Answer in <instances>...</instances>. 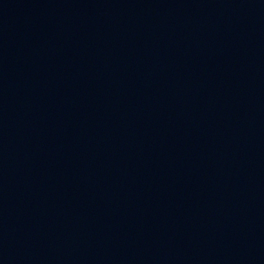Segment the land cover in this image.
I'll list each match as a JSON object with an SVG mask.
<instances>
[{
    "label": "water",
    "instance_id": "obj_1",
    "mask_svg": "<svg viewBox=\"0 0 264 264\" xmlns=\"http://www.w3.org/2000/svg\"><path fill=\"white\" fill-rule=\"evenodd\" d=\"M58 0H0V264H78L58 90Z\"/></svg>",
    "mask_w": 264,
    "mask_h": 264
}]
</instances>
